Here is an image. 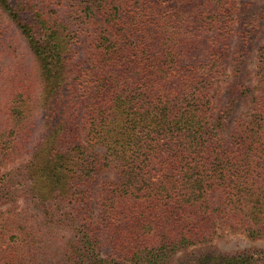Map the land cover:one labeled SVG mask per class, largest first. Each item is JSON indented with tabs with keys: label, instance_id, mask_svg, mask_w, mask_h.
Here are the masks:
<instances>
[{
	"label": "trees",
	"instance_id": "16d2710c",
	"mask_svg": "<svg viewBox=\"0 0 264 264\" xmlns=\"http://www.w3.org/2000/svg\"><path fill=\"white\" fill-rule=\"evenodd\" d=\"M263 25L264 0H0V264H264L213 243L264 240Z\"/></svg>",
	"mask_w": 264,
	"mask_h": 264
},
{
	"label": "rangeland",
	"instance_id": "374dc122",
	"mask_svg": "<svg viewBox=\"0 0 264 264\" xmlns=\"http://www.w3.org/2000/svg\"><path fill=\"white\" fill-rule=\"evenodd\" d=\"M246 0H236V4L240 6L243 4ZM263 1V0H262ZM261 2V1H258ZM11 34V54L10 59L8 56H4L7 58V60H10L11 62L14 61L15 63L12 64L11 66L15 68L14 70H18L23 74H31L34 67H35V62L33 60V57L27 50L25 44L23 43V40L21 37L18 36L17 32L12 31L9 33ZM264 25L262 28V33L260 34V37L255 41L252 51H251V57L249 58L250 64H249V69L252 71L255 66V61H256V50L258 45L264 40ZM225 93L226 90L222 88L219 92V100H221V103L224 104L225 102ZM247 111V107L245 105L239 106L233 113V118L237 119L239 116H241L243 113ZM35 134L37 135L39 131V117H35ZM35 135V136H36ZM35 141V140H34ZM35 142L33 143V145ZM97 152L99 154H103L102 149H97ZM115 176V171L114 170H108L104 174H102L101 179L102 180H112ZM6 208L2 207L0 209V214L4 212ZM214 245L221 251L225 252H231L234 250H239L243 248H248V247H259L264 249V240H250L246 238L243 235H227L221 238H217L214 240Z\"/></svg>",
	"mask_w": 264,
	"mask_h": 264
}]
</instances>
